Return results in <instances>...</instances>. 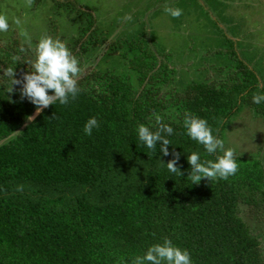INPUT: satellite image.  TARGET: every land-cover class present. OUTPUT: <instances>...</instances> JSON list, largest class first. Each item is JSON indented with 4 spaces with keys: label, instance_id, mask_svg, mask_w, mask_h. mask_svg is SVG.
<instances>
[{
    "label": "trees",
    "instance_id": "1",
    "mask_svg": "<svg viewBox=\"0 0 264 264\" xmlns=\"http://www.w3.org/2000/svg\"><path fill=\"white\" fill-rule=\"evenodd\" d=\"M55 7L85 14L74 0ZM75 25L63 36L83 68L109 34L92 16ZM148 35L131 30L111 39L99 61L82 69L78 96L50 104L32 121L26 117L34 106L20 98V86L10 92L9 77L0 76V264H118L165 236L189 251L192 264H264L263 237L244 220L264 221L261 156L234 151L235 174L193 184L187 152L214 155L182 126L188 110L225 140L230 119L243 108L264 118V103L251 100L263 86L235 50L217 51L228 58L216 65V77L184 83L172 56ZM13 55L20 78L32 59L29 43L0 44V68L12 65ZM153 112L174 129L169 156L136 137L137 123H154ZM90 116L99 127L85 135ZM173 150L181 175L159 163Z\"/></svg>",
    "mask_w": 264,
    "mask_h": 264
},
{
    "label": "rangeland",
    "instance_id": "2",
    "mask_svg": "<svg viewBox=\"0 0 264 264\" xmlns=\"http://www.w3.org/2000/svg\"><path fill=\"white\" fill-rule=\"evenodd\" d=\"M55 1L0 0V16L8 22L7 30L0 32V44L18 40L34 46L41 35L65 43L75 32V21L92 16L109 38L84 61V71L99 61L111 39L131 30H146L160 51L172 56L177 76L184 83L216 77L220 72L216 65L225 64L228 58L217 51L235 50V56L248 65L264 88V0H168V6L183 10L175 18L164 12L165 0H74L86 16L56 8ZM52 29L56 32H50ZM222 33L226 37L220 38ZM224 135L225 147L240 154L258 153L264 164V118L253 110L237 112ZM244 220L262 235L264 252V221L258 215Z\"/></svg>",
    "mask_w": 264,
    "mask_h": 264
},
{
    "label": "clouds",
    "instance_id": "3",
    "mask_svg": "<svg viewBox=\"0 0 264 264\" xmlns=\"http://www.w3.org/2000/svg\"><path fill=\"white\" fill-rule=\"evenodd\" d=\"M163 10L173 18L181 16L183 11L180 7L168 6V0H165ZM7 28L6 18L0 16V32ZM20 50L24 51L23 48ZM29 51L32 59L25 62L28 70L22 72L20 78L15 77V66L20 59L17 55L11 57V66L0 68V76L9 77L10 92L13 85L20 86L18 89L20 98L27 99L34 106V113L26 117L27 121H32L35 115L50 104L58 102L60 105H67L78 96L81 87L77 81L82 67L66 44L50 35H41L34 46L29 43ZM251 100L257 105L264 103V92H254ZM151 120L154 123H137L136 137L145 148L153 150L158 146L161 154L169 156L168 146L172 144L168 137L174 134V129L169 123L163 122L158 113L153 112ZM182 126L189 140L201 145L204 153L214 155V159H204L200 152L188 151L186 161L190 166V172L187 179L195 184L202 178L227 179L235 174L238 165L233 148L225 147L224 140L205 118L185 110ZM98 127L99 122L96 116H90L83 123L82 131L85 135H91ZM179 159V153L173 150L171 159L167 163L160 159L159 163L163 164L168 172L181 175L177 166ZM22 188V185H17L15 190L19 192ZM118 264H192V260L187 249L179 247L165 236L159 242L149 244L142 254L132 255L127 261H118Z\"/></svg>",
    "mask_w": 264,
    "mask_h": 264
},
{
    "label": "water",
    "instance_id": "4",
    "mask_svg": "<svg viewBox=\"0 0 264 264\" xmlns=\"http://www.w3.org/2000/svg\"><path fill=\"white\" fill-rule=\"evenodd\" d=\"M35 116H36V115H35ZM35 116H34V117H35Z\"/></svg>",
    "mask_w": 264,
    "mask_h": 264
}]
</instances>
